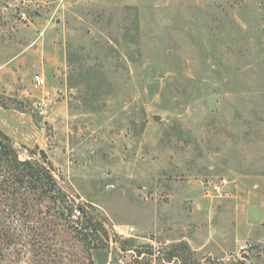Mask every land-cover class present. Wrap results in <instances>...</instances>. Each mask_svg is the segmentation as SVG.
Segmentation results:
<instances>
[{
  "label": "rangeland",
  "instance_id": "1",
  "mask_svg": "<svg viewBox=\"0 0 264 264\" xmlns=\"http://www.w3.org/2000/svg\"><path fill=\"white\" fill-rule=\"evenodd\" d=\"M0 131L58 188L0 264L32 229L49 264H264V0H0Z\"/></svg>",
  "mask_w": 264,
  "mask_h": 264
},
{
  "label": "trees",
  "instance_id": "2",
  "mask_svg": "<svg viewBox=\"0 0 264 264\" xmlns=\"http://www.w3.org/2000/svg\"><path fill=\"white\" fill-rule=\"evenodd\" d=\"M0 251L8 250L18 243L22 242V234L17 230L16 225L14 228L4 226V215L5 219L15 214L16 218L18 213H22V210L30 208L32 200H50L51 202L56 201V197L52 194L58 191L57 183L49 169L41 164L32 161H20L18 155L13 151L12 145L10 144L9 138L0 131ZM39 198V199H38ZM19 204L23 208H19ZM66 209V208H65ZM55 210V208H53ZM71 210V216H72ZM56 219L62 220L65 215L62 211L55 210ZM3 216V217H1ZM51 216V214H49ZM29 218V217H28ZM27 218V219H28ZM4 219V220H5ZM30 220V219H29ZM37 221H39L37 219ZM44 221L42 224L48 225V220L41 219ZM46 225V227H47ZM91 233H86V231ZM92 230L98 232L97 228H91L90 224L86 222V226L81 229L83 233V240L90 245L93 240L98 237ZM33 236L31 237V247L33 249V256L37 258L35 264H49L50 252L52 249L50 245H47L44 233H38L31 230ZM89 231V232H90ZM94 234V235H93ZM63 242V241H62ZM64 244V242H63ZM62 244V245H63ZM184 250L188 249L187 245L182 246ZM48 251V252H47ZM179 255L173 257L181 258L180 262L186 264L189 260L191 251H176ZM57 264H63L66 258L63 255L56 254ZM171 258L168 259L170 262ZM53 261V260H52ZM192 264H199L194 262Z\"/></svg>",
  "mask_w": 264,
  "mask_h": 264
},
{
  "label": "built area",
  "instance_id": "3",
  "mask_svg": "<svg viewBox=\"0 0 264 264\" xmlns=\"http://www.w3.org/2000/svg\"><path fill=\"white\" fill-rule=\"evenodd\" d=\"M33 82H34V87L36 89L42 90V98L38 101L37 106L40 110H45L47 107L46 99H48L50 97V92L48 90L44 89L45 84H44L43 77L37 75L34 77ZM212 188L215 192H217V193L220 192V187L218 185L213 184ZM80 216H81V210L80 209H74L72 211V217L73 218H78ZM131 230H133V229H131ZM245 248H246L245 246L239 247L240 251H244Z\"/></svg>",
  "mask_w": 264,
  "mask_h": 264
},
{
  "label": "water",
  "instance_id": "4",
  "mask_svg": "<svg viewBox=\"0 0 264 264\" xmlns=\"http://www.w3.org/2000/svg\"><path fill=\"white\" fill-rule=\"evenodd\" d=\"M155 119H156V120H160V118H159V117H156Z\"/></svg>",
  "mask_w": 264,
  "mask_h": 264
}]
</instances>
